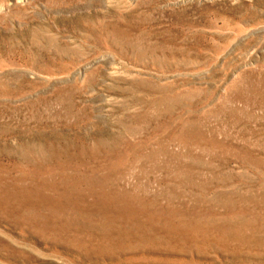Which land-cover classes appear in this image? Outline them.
<instances>
[{"label": "rangeland", "instance_id": "rangeland-1", "mask_svg": "<svg viewBox=\"0 0 264 264\" xmlns=\"http://www.w3.org/2000/svg\"><path fill=\"white\" fill-rule=\"evenodd\" d=\"M0 264H264V0H0Z\"/></svg>", "mask_w": 264, "mask_h": 264}]
</instances>
